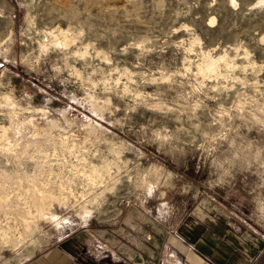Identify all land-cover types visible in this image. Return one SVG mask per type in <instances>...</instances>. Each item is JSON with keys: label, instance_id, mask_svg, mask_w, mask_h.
Wrapping results in <instances>:
<instances>
[{"label": "rangeland", "instance_id": "obj_1", "mask_svg": "<svg viewBox=\"0 0 264 264\" xmlns=\"http://www.w3.org/2000/svg\"><path fill=\"white\" fill-rule=\"evenodd\" d=\"M263 2L0 0V264L135 207L264 234Z\"/></svg>", "mask_w": 264, "mask_h": 264}, {"label": "crops", "instance_id": "obj_2", "mask_svg": "<svg viewBox=\"0 0 264 264\" xmlns=\"http://www.w3.org/2000/svg\"><path fill=\"white\" fill-rule=\"evenodd\" d=\"M198 214L162 221L143 208H129L109 228L87 227L23 264H264V234L255 226L224 221L227 211L202 200ZM197 215V216H195ZM100 241L112 255L93 251Z\"/></svg>", "mask_w": 264, "mask_h": 264}, {"label": "built area", "instance_id": "obj_3", "mask_svg": "<svg viewBox=\"0 0 264 264\" xmlns=\"http://www.w3.org/2000/svg\"><path fill=\"white\" fill-rule=\"evenodd\" d=\"M92 248H93V251L97 252L98 255H100L101 257L112 255V252L107 247H105V245L101 243L100 241L94 242V245L92 246Z\"/></svg>", "mask_w": 264, "mask_h": 264}, {"label": "bare ground", "instance_id": "obj_4", "mask_svg": "<svg viewBox=\"0 0 264 264\" xmlns=\"http://www.w3.org/2000/svg\"><path fill=\"white\" fill-rule=\"evenodd\" d=\"M260 1V0H259ZM262 1H264V0H262ZM264 3V2H263ZM215 20V17L212 19V21H214ZM29 22V21H28ZM100 169H101V167H100ZM93 171H95V170H93ZM104 171V170H103ZM97 172V171H96ZM95 172V173H96ZM89 175V174H88ZM87 175V176H88ZM91 176V175H90ZM96 177V176H95ZM52 196V192H49V191H44V192H42V193H40L39 195L38 194H36L35 196H34V198H35V202H33V203H35V204H33V205H36V207L39 209V210H42V207H41V201L42 200H44L45 198H48V197H51ZM52 198V197H51ZM44 208V207H43ZM85 209V208H84Z\"/></svg>", "mask_w": 264, "mask_h": 264}]
</instances>
